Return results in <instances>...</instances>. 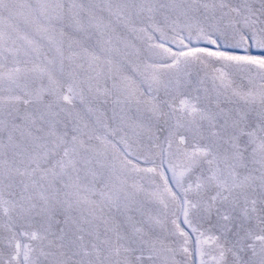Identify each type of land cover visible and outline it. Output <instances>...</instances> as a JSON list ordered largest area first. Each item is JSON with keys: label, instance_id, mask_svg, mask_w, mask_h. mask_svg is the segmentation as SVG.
Returning a JSON list of instances; mask_svg holds the SVG:
<instances>
[{"label": "snow or ice", "instance_id": "1", "mask_svg": "<svg viewBox=\"0 0 264 264\" xmlns=\"http://www.w3.org/2000/svg\"><path fill=\"white\" fill-rule=\"evenodd\" d=\"M0 264H264V0H0Z\"/></svg>", "mask_w": 264, "mask_h": 264}]
</instances>
